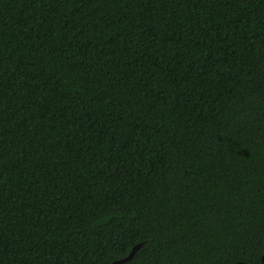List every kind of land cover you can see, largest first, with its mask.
Returning <instances> with one entry per match:
<instances>
[{
  "label": "trees",
  "instance_id": "1",
  "mask_svg": "<svg viewBox=\"0 0 264 264\" xmlns=\"http://www.w3.org/2000/svg\"><path fill=\"white\" fill-rule=\"evenodd\" d=\"M261 264L264 0H0V264Z\"/></svg>",
  "mask_w": 264,
  "mask_h": 264
},
{
  "label": "water",
  "instance_id": "2",
  "mask_svg": "<svg viewBox=\"0 0 264 264\" xmlns=\"http://www.w3.org/2000/svg\"><path fill=\"white\" fill-rule=\"evenodd\" d=\"M138 247H139V244L134 245L132 247V249L130 250V252L126 256H124V257H122L120 259L114 260L110 264H120V263L124 262L125 260L130 259L131 256L134 254V252L138 249ZM261 261L264 264V255L262 256ZM234 264H242V263H234Z\"/></svg>",
  "mask_w": 264,
  "mask_h": 264
},
{
  "label": "flooded vegetation",
  "instance_id": "3",
  "mask_svg": "<svg viewBox=\"0 0 264 264\" xmlns=\"http://www.w3.org/2000/svg\"><path fill=\"white\" fill-rule=\"evenodd\" d=\"M262 256H263V255H262ZM261 259H262V257H261ZM237 263L246 264L245 262H237ZM261 264H263L262 261H261Z\"/></svg>",
  "mask_w": 264,
  "mask_h": 264
}]
</instances>
